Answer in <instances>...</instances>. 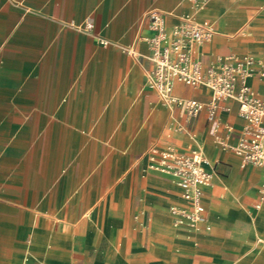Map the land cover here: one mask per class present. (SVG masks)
I'll return each mask as SVG.
<instances>
[{"label":"crops","instance_id":"1","mask_svg":"<svg viewBox=\"0 0 264 264\" xmlns=\"http://www.w3.org/2000/svg\"><path fill=\"white\" fill-rule=\"evenodd\" d=\"M152 9L168 33L211 30L192 48L202 71L253 57L264 96V0H0V264H264L263 168L231 149L246 120L228 99L209 120L201 85L172 83L203 104L192 117L145 85ZM166 149L201 152L211 172L197 226L150 167Z\"/></svg>","mask_w":264,"mask_h":264},{"label":"built area","instance_id":"2","mask_svg":"<svg viewBox=\"0 0 264 264\" xmlns=\"http://www.w3.org/2000/svg\"><path fill=\"white\" fill-rule=\"evenodd\" d=\"M143 19H147L148 26L155 32L148 40L152 46L149 60L153 67L146 75L145 85L162 102L182 104L189 117L195 116L203 104L196 100H179L173 96L171 87L174 81L186 85H201L209 90V120L214 114L217 100L237 102V113L246 120V125L242 136L231 149L242 158L243 163L263 168L260 197L264 199V96L253 91L247 84L253 71L254 58L230 56L220 63L210 64L202 71L199 61L192 56V48L209 38L211 30L207 26L185 21L168 33L162 13L155 9L145 12ZM76 27L89 31L92 25L86 22ZM99 43L106 45L107 40L99 39ZM125 51L132 57L138 56L134 45L128 46ZM259 72L264 74V66L259 67ZM204 165L205 158L197 150L177 152L171 149L159 151L158 160L150 165L151 168L170 175L172 182L181 189L185 204L180 207L171 205L169 211L172 215L184 218L191 226H197L203 221L201 194L211 178V172Z\"/></svg>","mask_w":264,"mask_h":264}]
</instances>
